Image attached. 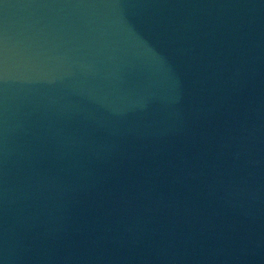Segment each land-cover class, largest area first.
Instances as JSON below:
<instances>
[{"label": "water", "instance_id": "water-1", "mask_svg": "<svg viewBox=\"0 0 264 264\" xmlns=\"http://www.w3.org/2000/svg\"><path fill=\"white\" fill-rule=\"evenodd\" d=\"M0 264H264V0H0Z\"/></svg>", "mask_w": 264, "mask_h": 264}]
</instances>
